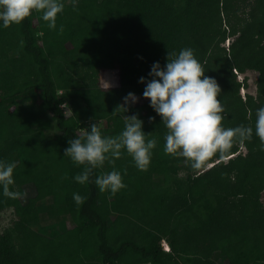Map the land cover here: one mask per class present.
Returning <instances> with one entry per match:
<instances>
[{
  "label": "trees",
  "instance_id": "obj_1",
  "mask_svg": "<svg viewBox=\"0 0 264 264\" xmlns=\"http://www.w3.org/2000/svg\"><path fill=\"white\" fill-rule=\"evenodd\" d=\"M111 1L63 0L56 29L38 11L19 24L0 27V159L17 162L10 189L22 193L13 199L0 191V211L13 214L0 232V264H264V206L259 201L264 151L255 135V110L264 106V44L259 45L264 1L241 28L231 26L226 48L219 46L224 30L208 32L211 0H129L118 19L112 18ZM115 3L117 14L121 3ZM51 41L66 49L50 46ZM186 47L220 85L224 127L252 126V139L242 142L244 151L234 138L227 151L199 168L182 155L183 169L194 172L177 186L178 193L170 177L180 159L165 153L164 138L146 170H139L122 149L114 165L105 161L89 182H76L73 176L85 166L76 165L64 149L91 123L97 122L104 135H117L127 115L136 114L146 136L165 130L149 99L125 112L119 98L142 94L145 85L139 78L148 76L153 62L163 67L168 53ZM106 54L119 66L117 89L98 85ZM243 69L258 72L256 95L244 99L234 73ZM113 167L122 174L127 170V186L115 194L101 192L95 177ZM74 192L87 197L83 204L75 203ZM161 239L171 251L161 248Z\"/></svg>",
  "mask_w": 264,
  "mask_h": 264
},
{
  "label": "clouds",
  "instance_id": "obj_2",
  "mask_svg": "<svg viewBox=\"0 0 264 264\" xmlns=\"http://www.w3.org/2000/svg\"><path fill=\"white\" fill-rule=\"evenodd\" d=\"M64 7L63 0H0V27L19 24L33 11H38L42 14L41 18L48 22V27L56 29L57 14L63 12ZM59 31H63V25ZM169 56L172 58L169 59ZM139 82L145 85L143 97L149 98L150 106L168 129L164 136L165 153L174 154L179 151L191 162L193 168H199L215 153L227 151L234 138L241 142L252 139V126L241 124L226 128L222 124L224 106L217 99L221 92L220 85L214 77L205 75L192 48H183L178 54L168 53L163 67L159 61L153 62L148 76H141ZM138 100L139 97L134 92H128L123 97L124 103L118 107L127 112L128 106ZM255 115V135L261 141L260 150L264 151V106L257 108ZM143 124L144 121L138 115H127L124 128L117 135L102 134L95 122L81 136L69 139L64 155L70 157L76 165L85 166L73 179L86 184L93 170L103 166L105 161L114 165L115 160L121 157L122 149L132 157L139 170H146L157 140L146 139ZM16 167V161L6 162L0 159V191L13 199L22 195L21 192L10 189L15 183L13 173ZM126 174V169L122 174L121 170L113 167L111 171L97 175L95 184L101 192L107 190L115 194L127 186L123 181V175ZM72 198L77 205L83 204L87 199L78 192H74ZM162 241L167 244V249L162 247ZM160 245L163 250L171 251L166 240L161 239Z\"/></svg>",
  "mask_w": 264,
  "mask_h": 264
},
{
  "label": "rangeland",
  "instance_id": "obj_3",
  "mask_svg": "<svg viewBox=\"0 0 264 264\" xmlns=\"http://www.w3.org/2000/svg\"><path fill=\"white\" fill-rule=\"evenodd\" d=\"M129 0H112L111 6L112 8V18L118 19L121 18L123 15L126 14L127 8L129 6L127 5V2ZM177 1L181 4H183L184 0H173V2ZM264 0H211V3L207 1L208 8L212 7V11L214 10V7L211 5L213 2H216L214 5L217 6V11L212 12L210 10L211 17H208L207 13V18L206 20L210 19L211 22H209V30L208 32L214 33L217 31V29L222 32L224 30V35L226 36L225 39H221L219 41V46L221 48H226L229 44V42L232 40V37L229 35V30L231 29V26L235 28V30H238L241 28L245 22L250 18L252 15V11L258 9V5L263 2ZM121 3L119 6L118 12L119 13H114L116 10V3ZM224 3H226V7L224 8ZM208 10V9H207ZM220 36V37H219ZM217 37V40L221 38V35ZM224 38V37H223ZM264 44V35H260V41L259 45ZM50 46H54L58 48L59 50H65L66 46L61 44L60 42L57 41H51L49 42ZM214 50V49H213ZM212 51V49H211ZM215 51V50H214ZM107 60V65L99 69V76H98V85L101 89L107 90V89H117L120 85V77H119V66L116 60L113 58L112 55L106 54L105 56ZM234 73L236 75V80L239 82L238 86V92L239 95L244 99L247 94L249 95H256V79H257V74L258 72L256 70H250V69H243V71L239 72L237 70H234ZM138 97L139 100L137 103L132 104V105H138V104H145L147 103L149 98L143 97L142 94L140 93H135ZM123 97L121 96L119 98L118 104L124 103ZM130 106V105H129ZM65 112L68 113L69 109L68 107H63ZM159 120L161 122V126L164 127V131L167 130L166 126L164 123L161 121V117L159 116ZM163 130H155L154 132L149 133L146 138L147 139H156L157 142L160 141L162 138L165 136V132ZM155 149V148H154ZM239 151H244V145L242 142H239ZM174 156L176 158H179L180 161H177L175 163V169L172 173V178L170 177V185L172 186V190H174V193H178L177 191V186H180V184L185 182V179L192 174L191 171L183 169L182 167V162H183V157L182 154L178 151L177 153H174ZM223 160H226V157L222 158ZM211 166V163L206 164L204 168H208ZM202 169V170H203ZM201 170V169H200ZM201 172V171H200ZM259 201L260 203L264 206V189H262L259 193ZM13 219V214L11 209H6L0 211V232L7 226L9 225ZM57 228L53 230H49L48 233H55ZM165 240V239H164Z\"/></svg>",
  "mask_w": 264,
  "mask_h": 264
},
{
  "label": "built area",
  "instance_id": "obj_4",
  "mask_svg": "<svg viewBox=\"0 0 264 264\" xmlns=\"http://www.w3.org/2000/svg\"><path fill=\"white\" fill-rule=\"evenodd\" d=\"M161 245H162V247H164L165 249H167L168 248V246H167V244L165 243V242H161Z\"/></svg>",
  "mask_w": 264,
  "mask_h": 264
},
{
  "label": "water",
  "instance_id": "obj_5",
  "mask_svg": "<svg viewBox=\"0 0 264 264\" xmlns=\"http://www.w3.org/2000/svg\"><path fill=\"white\" fill-rule=\"evenodd\" d=\"M231 156V155H230Z\"/></svg>",
  "mask_w": 264,
  "mask_h": 264
}]
</instances>
